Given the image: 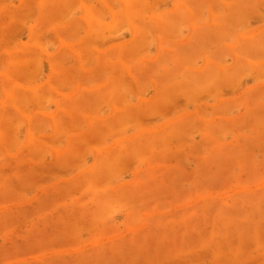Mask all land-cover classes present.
<instances>
[{
  "label": "rangeland",
  "instance_id": "374dc122",
  "mask_svg": "<svg viewBox=\"0 0 264 264\" xmlns=\"http://www.w3.org/2000/svg\"><path fill=\"white\" fill-rule=\"evenodd\" d=\"M0 264H264V0H0Z\"/></svg>",
  "mask_w": 264,
  "mask_h": 264
}]
</instances>
